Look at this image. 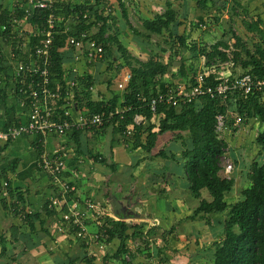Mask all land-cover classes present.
Masks as SVG:
<instances>
[{
	"label": "crops",
	"instance_id": "1",
	"mask_svg": "<svg viewBox=\"0 0 264 264\" xmlns=\"http://www.w3.org/2000/svg\"><path fill=\"white\" fill-rule=\"evenodd\" d=\"M105 1L107 11L105 17L109 18L108 23L113 21L112 24L120 26L116 35L121 43L125 36L133 35L127 19L140 33L152 37L150 40L143 36H138L137 39L129 37L128 41H131L126 45L134 46L132 48L137 52L139 50L142 53L155 51L156 44H153L155 42L153 37L156 34H151L147 30L146 32L141 31L132 17L134 16V19L142 23L145 28L143 25L145 20H153L156 16L166 12L169 6L177 13V22L172 28L175 36H192V33H195L192 27L195 23L193 21H199L202 18L204 23L201 28L207 27V30H201L197 33L198 36L191 37L190 43H196L202 48L210 47L220 41L219 38L216 41L214 39L216 37L215 25L221 26L223 18L220 19L221 23L220 21L212 22V12H208L214 8L212 3L216 5L215 0L208 2L210 9L200 7L198 0L194 2L193 0ZM261 1L264 7V0ZM16 2L17 0H0V79H4V88L0 96L1 129L26 123L29 118V110L19 103L17 87L11 80V55L14 51V44L10 39H6L2 30V27L6 25L7 15L11 16ZM95 2L96 0H61V4L73 5H95ZM193 4L197 6V19H193V15L190 16L187 13L190 8L191 12L196 11ZM263 14L264 10L257 16L264 21ZM109 16L114 20H111ZM119 21L125 23V29L121 27L122 23ZM229 21H233L232 15ZM206 33L214 36V42L204 40ZM226 33L223 31L221 37L223 38ZM166 35L165 33V37L161 36L164 41ZM123 45L125 46V43ZM163 50L167 51L165 53L177 51L182 53L176 47L171 48L172 51L166 48ZM164 59L166 63L172 60L170 56L167 60ZM70 60L65 61V70L70 68ZM103 66L102 63L94 66L81 65L84 82L88 78L96 81L98 77L96 73L99 67ZM176 73L177 67L172 68L164 82L168 84L182 82L180 77L173 78V74ZM119 76L121 80V75ZM95 83L94 90L90 93L84 89V84L82 85L77 102L80 111H91L87 104L89 101H109L112 98L114 91L110 90V83L105 81ZM149 122L154 123L148 119L143 122V125L148 127ZM182 135L188 136V133H182ZM126 144V138L116 133L114 125L110 124L102 130L91 133L82 132L80 136H74L73 133L66 136H49L44 141L38 136L25 134L5 145L0 150V187L4 182H9L12 196L10 195L5 200L0 195V264H128V262L131 264H154L151 262H156V264H212L213 255L205 256L210 248L203 247L200 252H190L192 250L190 247H193L194 251H199L197 247L203 244L199 239L203 238L202 233L212 234L211 231H214L213 235H215V231H218L217 235L221 236L224 230L223 225L212 227L204 217H198L196 220L189 219L190 209L185 203L190 195V184L186 175L185 161L180 156L183 147L179 144L176 135L171 132L161 135L151 155L142 149H129ZM45 151L51 156L66 155L65 176L77 184V195L81 201L93 199L108 204V198L111 195L119 199L123 194L132 196L136 201L134 209H139V213L144 214L146 218L126 220L130 225L144 224L148 234L153 231L149 237L151 247L137 246L134 239H129L127 241L129 248L134 251L138 249L143 253L136 251L134 259L127 260L123 256L115 257L113 254V251L118 249V239L112 243L110 252H105L96 243L88 246L82 240H73L61 233L59 214L48 208L50 199L56 193L50 184L49 175L38 167ZM160 151H164L169 158L156 157ZM144 153L147 155H143ZM173 153L177 154L176 159L170 157ZM165 162L179 164L178 170L164 169L157 177L151 175L152 166L158 167L159 170L165 166ZM136 172L139 175H136ZM124 175L128 179H124ZM26 215L33 216L34 220L31 223L26 222L24 220ZM155 220L159 224L152 227L150 221ZM87 224L91 233L99 232L100 225L92 217L88 218ZM197 228L200 232L195 238L186 236L188 232L193 233V229ZM160 229L166 233L169 231L168 239L160 237ZM129 233L133 234L134 231L131 230Z\"/></svg>",
	"mask_w": 264,
	"mask_h": 264
},
{
	"label": "trees",
	"instance_id": "2",
	"mask_svg": "<svg viewBox=\"0 0 264 264\" xmlns=\"http://www.w3.org/2000/svg\"><path fill=\"white\" fill-rule=\"evenodd\" d=\"M209 1L211 0H198V5L206 9ZM105 5V0H96L95 5L89 6L88 4L87 6L86 4H58L57 14L63 21L75 13H88L87 20L82 19L76 24V35L80 36L84 32L89 33L92 28L99 25V35L94 38L105 48V57H110L117 45L124 60L118 69L126 68L132 74V80L127 84L125 90L123 92L114 91L109 101H89L87 104L90 112H106L108 114L110 111L116 112L131 107V111L123 114V119L120 118V115H115L106 122L102 129L112 124L114 131L121 135L127 129L133 130V136L127 140L129 149L132 150L142 149L151 154L157 145L158 138L169 132L174 133L178 140L181 139L184 146L181 157L185 161L190 194L200 201L199 206L194 209L189 219L196 220L198 217L208 219L214 215L226 213L222 235L214 242L212 264H264V163L254 162L252 164L248 176V187L240 192L236 202L230 203L227 198H231L234 193L235 179L227 178L220 164V159L226 153L225 150L229 145L226 140H219L215 132L216 116L220 113L227 114L229 119L234 115H241L244 121L256 119L259 123L264 124V91L248 97L239 94L227 102L206 96L181 108L160 105L155 123L148 127L134 123L133 118L137 114L145 115L149 120L152 119L153 114L147 103L165 89L164 80L171 73L172 68L177 67V73L173 74V78L180 77L185 82L194 80L198 71L196 72L192 66L190 70L188 69L186 58L181 56L180 52L179 54L172 52L173 61L170 63H166L157 54L146 61L134 58L116 36L108 35L109 18L104 15ZM47 16V12L38 11L34 23L42 24ZM6 21L8 30L4 34L6 38L10 39L12 32L10 15H7ZM127 22L133 34L150 40L151 36L143 35L130 24L128 19ZM176 22L177 13L169 6L166 12L156 16L153 20H145L143 25L151 34L165 37L166 33L168 36L165 38V42L168 43L170 40L172 49L174 44L178 43L181 50L187 49L199 59L201 56L204 57L205 65L211 70L207 79L208 83L216 84V79L221 76L220 72L212 70L214 64L219 63L220 65L226 62H233L237 67H240L242 69L240 76L249 74L255 80H264V21L260 16H256L255 19L247 23V30L259 36V43L254 45L253 50L234 30L230 31L235 41L232 47L228 40L223 39L210 48L207 46L200 48L196 43L189 42V36L174 35L172 28ZM199 23H204L202 18L199 19ZM65 38V36L57 38L54 42L52 72L54 75H58V79L63 78L65 71L63 64L67 58L60 51L65 46ZM34 41L37 42L38 38ZM230 48L232 51H229ZM163 52L167 51L163 50ZM174 62L181 64L175 66ZM83 84L84 89L90 93L95 82L92 81V78H88ZM142 98H146V102H142ZM232 122L229 121V123ZM81 133L74 132L73 134L80 136ZM182 133H188L187 139L183 137ZM256 142L264 151V130L258 134ZM229 152L230 148H228V156L231 157ZM156 157L169 158L164 151H160ZM170 157L176 159L177 154L173 153ZM9 191L12 196L11 189ZM205 193L208 198H204ZM33 218V216L26 215L24 220L31 223ZM144 228V224L130 225L122 216L118 221L110 218L103 226H100L99 240L103 245L109 246L118 239L119 245L118 249L113 251L114 256L128 255L134 259L136 251L143 252L138 249L131 250L127 244L129 239H143L140 247H151L149 237L153 231L146 235ZM131 230L134 231L133 234L129 233ZM128 264L131 263L128 262Z\"/></svg>",
	"mask_w": 264,
	"mask_h": 264
},
{
	"label": "built area",
	"instance_id": "3",
	"mask_svg": "<svg viewBox=\"0 0 264 264\" xmlns=\"http://www.w3.org/2000/svg\"><path fill=\"white\" fill-rule=\"evenodd\" d=\"M59 3L61 0H17L14 6L10 22L12 27L10 40L14 44L11 55V80L17 87L19 103L29 110V118L26 123L18 126L0 128V150L25 134L38 136L44 141L49 136L95 132L101 130L115 115H120L123 119V114L132 110L129 107L116 112L110 111L108 114L80 111L77 102L84 82L80 66L82 64L94 66L101 63L105 58V48L87 32L80 36L76 35V24L82 19L87 20L88 13H75L63 21L57 14ZM38 11L48 13L42 24L34 23ZM26 26L30 28L27 29ZM2 30L3 32L8 30L7 24L2 27ZM64 36L66 37L65 46L60 51L66 58L71 56V65L64 71L63 78L58 79V75L52 72L53 49L55 40ZM37 38L38 41L35 42L34 39ZM210 72V69L204 68L194 80L165 83V89L147 103L153 114L151 120L156 122L160 105L181 108L206 96L227 102L239 94L248 97L264 91V80H255L249 74L237 77L220 76L216 79V84H210L207 80ZM219 74L221 75V72ZM120 75L118 91L123 92L132 80V74L130 71H121ZM3 88L4 79L1 78L0 96ZM93 90L94 86L91 87V92ZM142 102H146V98H142ZM147 120V116L140 114L133 118L134 123L142 125ZM243 122L244 118L241 115H234L235 129L241 128ZM228 130L229 116L223 113L218 114L215 125L218 139L226 140ZM122 136L126 140L130 139L133 136V130L127 129ZM126 145L129 146L128 142ZM228 148L221 157L220 164L225 176L230 179L234 164L228 156ZM65 157V154L51 156L45 151L38 163L39 169L49 175L50 184L56 193L50 199L48 208L59 214V231L68 238L82 240L88 246L96 243L105 252H110L113 244L103 245L99 240V233L90 232L87 220L92 217L98 225L103 226L108 219L118 221L120 216L114 214L107 203L93 199L84 201L79 199L77 184L65 176ZM9 190V182H4L0 187V195L8 198ZM126 257L130 260L128 255Z\"/></svg>",
	"mask_w": 264,
	"mask_h": 264
},
{
	"label": "rangeland",
	"instance_id": "4",
	"mask_svg": "<svg viewBox=\"0 0 264 264\" xmlns=\"http://www.w3.org/2000/svg\"><path fill=\"white\" fill-rule=\"evenodd\" d=\"M194 2V0H193ZM216 5H213L214 8L208 12H212L213 15V20L212 22H216V21H220V19L223 18L222 23L220 21V23L222 24L221 26L215 25L216 30H215V41L216 39H220L223 40H228L229 44L231 45V47L234 45V39L232 38V34H230V31L233 30L236 32V34H238L239 36H241L249 45V48L253 50L254 45L259 43V36L251 33L247 30V23H249L251 20L255 19L256 16L260 13L263 12L264 7L262 6V1L260 0H255V1H249V0H215ZM190 4V3H189ZM196 8V11L191 12V8L187 10V13L191 15H193V19H197L196 14H197V6L195 4H193ZM87 6V5H86ZM89 6V5H88ZM210 4L208 3V8L210 9ZM104 12L106 13L107 11L104 8ZM109 12V11H108ZM112 12H110L111 14ZM105 15V14H104ZM230 15L233 16V21L230 22L229 18ZM110 17V16H109ZM111 18V17H110ZM263 18H264V14H263ZM111 20H114L111 18ZM132 20L134 21L135 25L140 28L141 31L146 32V29L143 28L142 23H139L137 20L134 19V16L132 17ZM109 22V21H108ZM113 21H110V23H108L107 27H108V35L110 36H116V31L119 30L120 26L118 24H112ZM195 23H193V30L195 31V33H192V36L190 35L189 38V42H191V37L194 38L195 36H198L197 33H199V31L201 30H207V27H203V29L201 28L202 24L199 23V21H193ZM119 23H122L119 21ZM197 26H196V25ZM124 29H125V23L121 24ZM196 26V27H195ZM263 27V26H262ZM227 32L226 35H224V37L222 38L221 35L223 33V31ZM100 32V26L97 25L96 27L92 28L91 31H89L90 36L94 38V36H98ZM118 32V31H117ZM123 32V31H122ZM148 32V31H147ZM207 35V36H206ZM168 36V35H166ZM205 39L210 40V43L213 40V37L210 33H206L205 34ZM129 37H136L135 39H137L138 36L136 35H129V36H125L123 38V42L120 43L123 45L125 43V49H127V51L129 52V54H131L132 56H134V58H137L141 61H146L147 59H149L151 56L157 54L159 56H161L163 58V60L165 61L164 58H169V56L171 57L172 53H164L162 50L164 48H166L167 50H171V44L166 43L164 41V39H162L161 36H154V41L153 44H156L155 47V51H153L152 53L149 51L143 52L139 50V52H137L136 50H134V46H127L126 44H128V42H130L131 40L128 41ZM118 38V37H117ZM132 38V39H134ZM152 38V37H151ZM150 38V39H151ZM218 39V40H219ZM119 40V38H118ZM145 40V39H142ZM206 45H208L207 43H205ZM134 45H136L134 43ZM158 45V46H157ZM174 47L180 48V46L177 44H174ZM163 48V49H161ZM210 48V47H209ZM172 51V50H171ZM181 56H184V58H186V64L188 69L190 70V67H194L195 71L197 72V74L202 71L204 68L207 69L208 67L205 65L206 63V59L204 57L201 56V58L199 59L198 56H196L195 54L191 53V51L184 49L181 50ZM229 51H232V49L230 48ZM177 53L179 54V51H177ZM179 57V56H177ZM176 57V58H177ZM71 59V56H67L66 60ZM113 60H115V62H113ZM123 57L121 52L118 50V46L116 45L114 48L113 53L110 55V57L108 58H104V60L101 62L104 66L97 71L96 75L98 76L96 81L94 82H108L110 83V90L112 91H118V82L119 80V74L120 72H126L129 70L124 68L119 70L118 66L120 64H123ZM173 60H169L167 61L168 63H170ZM83 65V64H82ZM175 66H179L180 64H176V62H174ZM209 69V68H208ZM212 70L216 71V72H221V76H225V77H237L240 76V74H242V69L240 67H237L233 62H226V63H221L219 65L218 64H214V66L212 67ZM83 79V78H82ZM84 81V79H83ZM86 81V80H85ZM84 83V82H83ZM96 84V83H95ZM117 89V90H116ZM232 117L229 119L230 122H232ZM150 124V122L148 123ZM264 130V124L259 123L258 120L256 119H248L245 120L243 122V125L241 128L235 129L233 126V122L229 123V130L226 134V140L228 141V145L230 147V158L234 164V171H233V175L232 177L235 179V189H234V193L231 196V198H227L229 199L228 201L230 203H234L236 202L237 199H239L240 196V192H242L243 189H245L246 187H248V176L251 172V166L254 162H258L263 164L264 163V151L263 149L257 144L256 142V138L258 136L259 133H261ZM186 134V133H185ZM183 137H188V136H183ZM179 144H182V151L184 150V146L183 143L181 141V139L179 140ZM181 151V152H182ZM143 155H147L146 153H144ZM151 155V154H149ZM181 156V153H180ZM178 165L179 164H174L173 162H165V166L162 167L161 169L158 170V167H154L152 166L150 173L151 175H154L155 177H157L158 175H160L162 173V171L164 169H176V171L178 170ZM181 165V164H180ZM157 166V165H156ZM182 167V165H181ZM183 168V167H182ZM180 168V169H182ZM136 169V168H135ZM137 170V169H136ZM136 175H139L138 172H136ZM124 179H128L126 178V176L124 175ZM204 198H208V195L205 193L204 194ZM199 200L192 197V194L188 195L187 200H186V207H188L190 209V213L189 215L193 214V210L199 206ZM226 218V213L221 214V215H214V217H211L208 221V219L206 220L207 222H210V225H212V227H219L220 225H223V229H224V220ZM151 226H158L159 222L158 221H150ZM149 224V223H148ZM205 225L207 223H204ZM147 228H144V231L146 232L145 234H148V231H146ZM189 230V229H188ZM150 231V230H149ZM187 232V231H186ZM199 229H193V233L188 232L187 233V237L189 238H195V236H197ZM212 234H207L206 232H203V238H199L202 240L203 244L202 246L197 247V249H199V251H194L193 247L192 250L190 252H200L202 251L201 249L204 247L205 249L210 248L212 250H207L205 254V256H211L214 253V242L216 241V239H219V235H217L218 231H215V235L214 231H211ZM169 235V231L166 233L165 231L160 229V237L162 238H167ZM222 235V234H221ZM169 238V237H168ZM167 238V239H168ZM143 239H135V243H137V245H141ZM204 245V246H203ZM124 258L127 259V257L124 255ZM156 264V262H151ZM212 263V261H211Z\"/></svg>",
	"mask_w": 264,
	"mask_h": 264
},
{
	"label": "water",
	"instance_id": "5",
	"mask_svg": "<svg viewBox=\"0 0 264 264\" xmlns=\"http://www.w3.org/2000/svg\"><path fill=\"white\" fill-rule=\"evenodd\" d=\"M176 64H181V63L180 62H176ZM108 204H109V207H110L111 211L114 214L122 216L125 219H130V220L139 219V220H143V219L146 218L144 214L139 213V209L128 208V212L120 211L119 208L122 206L123 203L115 195H111L108 198ZM126 210H127V208H126Z\"/></svg>",
	"mask_w": 264,
	"mask_h": 264
},
{
	"label": "flooded vegetation",
	"instance_id": "6",
	"mask_svg": "<svg viewBox=\"0 0 264 264\" xmlns=\"http://www.w3.org/2000/svg\"><path fill=\"white\" fill-rule=\"evenodd\" d=\"M134 198L132 197V196H129V195H125V194H123L122 196H121V201H122V206L119 208V210L120 211H126V212H128V208H134L135 206V204H136V201L135 200H133ZM126 208H127V210H126Z\"/></svg>",
	"mask_w": 264,
	"mask_h": 264
}]
</instances>
